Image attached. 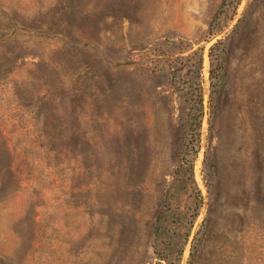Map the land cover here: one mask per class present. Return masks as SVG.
Instances as JSON below:
<instances>
[{
	"label": "rangeland",
	"instance_id": "obj_1",
	"mask_svg": "<svg viewBox=\"0 0 264 264\" xmlns=\"http://www.w3.org/2000/svg\"><path fill=\"white\" fill-rule=\"evenodd\" d=\"M0 264H264V0H0Z\"/></svg>",
	"mask_w": 264,
	"mask_h": 264
}]
</instances>
